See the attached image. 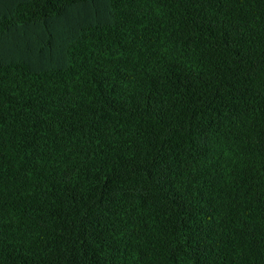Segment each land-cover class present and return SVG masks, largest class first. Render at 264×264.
<instances>
[{"label": "trees", "instance_id": "16d2710c", "mask_svg": "<svg viewBox=\"0 0 264 264\" xmlns=\"http://www.w3.org/2000/svg\"><path fill=\"white\" fill-rule=\"evenodd\" d=\"M0 264H264V0H0Z\"/></svg>", "mask_w": 264, "mask_h": 264}]
</instances>
